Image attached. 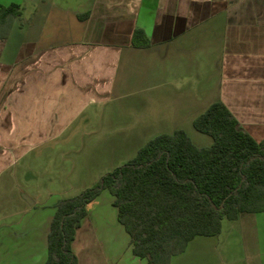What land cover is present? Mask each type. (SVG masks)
I'll return each instance as SVG.
<instances>
[{"label":"crops","instance_id":"obj_1","mask_svg":"<svg viewBox=\"0 0 264 264\" xmlns=\"http://www.w3.org/2000/svg\"><path fill=\"white\" fill-rule=\"evenodd\" d=\"M77 3L71 8L52 0L39 16L22 13L8 37H0V186L6 184L0 201L9 191L17 200L13 209L0 208L1 264H46L60 201L86 189L64 177L69 171L61 192L50 189L59 178L48 173L44 159L65 137L121 130L133 144L143 138L127 160L150 139L177 130L210 146L212 137L197 131L194 121L221 100L253 137L264 139V0ZM136 29L146 40L134 45ZM117 102L123 116L115 117ZM12 168L17 188L11 189L4 174ZM72 168L76 176L91 177L80 162ZM114 200L104 190L88 204L73 243L79 264H148L134 254ZM245 215L224 219L218 235L195 237L171 264H227L219 245ZM88 235L91 245L85 239L81 250L77 240Z\"/></svg>","mask_w":264,"mask_h":264},{"label":"trees","instance_id":"obj_2","mask_svg":"<svg viewBox=\"0 0 264 264\" xmlns=\"http://www.w3.org/2000/svg\"><path fill=\"white\" fill-rule=\"evenodd\" d=\"M20 4L0 5V37H8ZM146 40L136 29L133 44ZM212 137L198 146L184 130L160 134L136 156L78 195L60 201L49 234L46 264H79L73 243L88 204L104 190L115 197L118 220L134 254L148 264H171L199 235L222 232L223 220L264 212V139L258 141L221 100L194 121Z\"/></svg>","mask_w":264,"mask_h":264},{"label":"rangeland","instance_id":"obj_3","mask_svg":"<svg viewBox=\"0 0 264 264\" xmlns=\"http://www.w3.org/2000/svg\"><path fill=\"white\" fill-rule=\"evenodd\" d=\"M9 1L12 0H0V3L2 4V6H9L12 4L11 3L6 5V3H8ZM54 1L56 4L74 8L75 5L78 4L77 2L81 0ZM16 4H20V6L22 7V13L25 18L33 17L34 13L39 16V12L49 11V9L47 10V8L53 5L52 0H17ZM66 10L68 11V8H66ZM116 105L118 106V108L116 109L118 115H116L115 117H118L120 115L123 116L125 112L124 106L119 105V102H117ZM97 123L100 122L96 121L95 125H97ZM97 133L96 130H92L87 136H76L73 138L68 137V139L67 137H65L63 141L56 142L51 145L53 147H57V149H55V151L57 152L55 154H53L52 152H48L49 154H47L44 159L46 163L45 168L46 170H48V173L52 174V176L58 177L59 181L57 182V184L51 185L50 189L60 192L63 190L65 182L68 181L62 180V177L67 171L70 172L68 173L69 177H64L68 178L70 183L76 184L81 182L84 183L82 185H84L85 188L94 185L103 175L112 171L114 169H112V167H115L116 165L121 166L126 163L128 161V157L131 155V152H129L130 147L136 146L143 139L142 138L141 141L137 139V141L139 142L133 144L132 139L129 138V140H126L124 132L121 130L118 131L115 136L108 137H105V133L102 134V136L99 134L97 135ZM204 136L205 138H211L208 135ZM193 139L194 141H196L194 137ZM60 152H66V158L64 156H61ZM132 155L134 156L135 153H133ZM79 162L80 167L91 168L90 178L89 176L84 175L85 177H79L78 175L76 176L74 174L76 172V169H71V167L77 166ZM1 165H3V163L0 164V166ZM15 174L16 169L13 168L12 170H8V172L4 174V178H8L7 188H17V186H15L17 184V181L15 184L13 179V176H15ZM3 187H6L5 183L1 184L0 189L3 190ZM10 195L11 192L9 191V198H7L4 202L0 201V208H3L5 211L7 209L10 210L15 208L17 202V200L15 201V197H10ZM2 212L3 211H0V215L2 214ZM241 220L242 221H240L239 223L240 225H238L239 228L235 230V232H232L230 236L224 238L221 241L218 251L219 255L226 261L225 263L227 264H264V212L246 213V215L243 216ZM85 233L86 231L83 232L84 237H86ZM84 237L81 236L77 240V245L79 248H81V250L84 249L85 239L86 241H88V247H90L92 241L91 235H88L87 238ZM8 245L10 246V242ZM95 246L96 244L94 245V247ZM95 248L97 254L99 246L97 245ZM0 253V256L2 255V253H4L3 249L1 248ZM81 256L84 257L82 253Z\"/></svg>","mask_w":264,"mask_h":264},{"label":"water","instance_id":"obj_4","mask_svg":"<svg viewBox=\"0 0 264 264\" xmlns=\"http://www.w3.org/2000/svg\"><path fill=\"white\" fill-rule=\"evenodd\" d=\"M24 196H25V198H26L29 202L32 203V200H30V199L28 198V196H26V195H24Z\"/></svg>","mask_w":264,"mask_h":264}]
</instances>
